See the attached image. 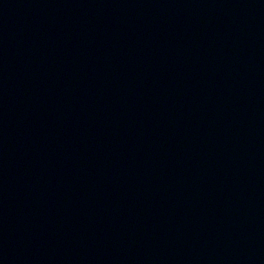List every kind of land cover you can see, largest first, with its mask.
Masks as SVG:
<instances>
[{"label": "water", "instance_id": "1", "mask_svg": "<svg viewBox=\"0 0 264 264\" xmlns=\"http://www.w3.org/2000/svg\"><path fill=\"white\" fill-rule=\"evenodd\" d=\"M0 264H264V0H0Z\"/></svg>", "mask_w": 264, "mask_h": 264}]
</instances>
